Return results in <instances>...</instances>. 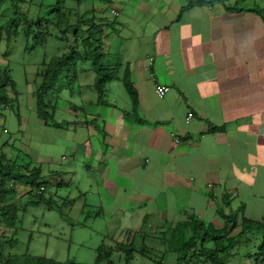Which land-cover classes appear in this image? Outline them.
I'll return each instance as SVG.
<instances>
[{
  "label": "crops",
  "instance_id": "obj_1",
  "mask_svg": "<svg viewBox=\"0 0 264 264\" xmlns=\"http://www.w3.org/2000/svg\"><path fill=\"white\" fill-rule=\"evenodd\" d=\"M192 1L117 0L113 13L126 17L116 19L118 44L108 43L122 63L115 79L121 95L106 85L101 102L96 78L80 81L76 94L66 96V126L51 125L66 129V167L40 150L33 158L46 184L39 190L18 186L22 194L44 195L47 175L66 172L74 180L81 166L89 179L86 194L74 181L86 197L82 213L142 223L126 234H132L134 253L145 256L159 244L176 252L173 231L192 217L224 228L222 207L239 213L230 237L243 231L244 217L264 226V0ZM126 68L137 101L123 81ZM157 84L170 87L165 97ZM35 114L43 128L51 127ZM68 198L67 206L74 202ZM239 237L235 252L244 253L243 261L264 264L253 255L264 229ZM248 238L252 243L241 251ZM233 258L228 264L242 263Z\"/></svg>",
  "mask_w": 264,
  "mask_h": 264
},
{
  "label": "trees",
  "instance_id": "obj_2",
  "mask_svg": "<svg viewBox=\"0 0 264 264\" xmlns=\"http://www.w3.org/2000/svg\"><path fill=\"white\" fill-rule=\"evenodd\" d=\"M99 1L105 4L113 2ZM200 1L205 2V0ZM82 3L84 0H0V41L4 40L8 47L21 35L33 36L38 39L39 44L46 43L50 36H56L62 42H66V48L61 54L45 59L41 63L38 73L41 82L34 91L35 110L38 116L50 125L66 126L64 120L57 119L59 102L68 85L73 95L76 94L74 86L81 85L79 80L81 71L95 73L94 86L101 102L106 101V85L121 76L122 63L118 54L112 52L107 44L110 29L116 28L117 21L105 15L97 17L98 11L104 14L107 5L104 9H101L104 5H100L102 11L98 10V6H93L91 15H88L87 11L81 10ZM37 5L40 9L33 12V6ZM55 30L60 31L61 34L56 33ZM9 54L7 50L4 56L8 58ZM65 77L68 79L67 82ZM123 81L133 100L137 101V93L132 85L128 68L123 74ZM19 95L20 91L10 64L0 66V118H4L7 109L17 107L16 105L20 103ZM72 105L75 109L80 107L78 104ZM17 115L21 117L18 112ZM0 128H2L1 123ZM5 146L2 145L0 152V202L3 203L12 198L10 194L17 193L19 185L31 186L34 190H39L42 184H46L41 181L42 165L34 160L33 155L29 154L22 159L25 162H19L9 158V154L4 151ZM9 182L12 184L10 185ZM42 197L40 195L33 204L43 202L45 198ZM4 210L7 217L5 225L15 227L20 222L17 208L6 205ZM220 212L226 220V226L222 229L213 224H206L197 217H192L191 221L181 222L176 226L170 240L171 249L179 255L178 264H228L231 256L238 255L235 251L239 250L237 249L241 238L239 235L245 232L260 234L264 229L261 222L244 217L243 231L238 237H230L231 230L238 226L239 213L233 210L226 213L223 207ZM0 230L3 231L2 227ZM16 242L17 239L14 237L8 239L5 234L0 235V264H73L72 261L61 262L41 256L15 255L9 252L6 246L15 245ZM135 250L133 239L117 242L114 246H100L96 264H116L114 257L119 251L124 252L127 260L131 261ZM253 255L258 259L264 257V243Z\"/></svg>",
  "mask_w": 264,
  "mask_h": 264
},
{
  "label": "rangeland",
  "instance_id": "obj_3",
  "mask_svg": "<svg viewBox=\"0 0 264 264\" xmlns=\"http://www.w3.org/2000/svg\"><path fill=\"white\" fill-rule=\"evenodd\" d=\"M112 1L105 4L100 3L99 0H84V3L81 4V10L87 11L88 15H91L93 6H98V10H101L107 5L104 14L100 11L97 12L98 18L105 15L112 20H123L126 16L120 15L118 17L115 12V14L113 13L112 10L118 2L117 0ZM100 5L104 6L100 9ZM39 9L38 5L33 6V12ZM55 32L61 34L58 30H55ZM70 37L73 39V35ZM108 37L110 45L114 41L118 44V41H116L119 39L117 29H110ZM37 41L38 39L33 36L26 37L24 35L15 39L10 47L6 45L4 40L0 41V66L10 64L20 91V103L16 105L15 109H7L4 118H0L2 124V128H0V152L2 145H6L4 151L9 154L10 159L25 162L22 161L23 158L28 157L29 154H37L42 150L43 153H52L61 159V163L66 167V162H68L66 161V154H68L66 153L68 152L66 151V129L51 125L49 128H43L39 124L36 120V98L34 96V91L41 82L38 75L41 63L45 59L61 54L66 48V42H62L56 36H50L44 44H39ZM109 43H107L108 46ZM7 50L10 53L8 58L4 56ZM79 74V80L82 82L96 78L95 73L92 71L83 70ZM65 81H68L66 77ZM75 86V91H78L80 87ZM118 86L119 82L117 80L107 84V87H111L110 91H113L112 95H121L116 88ZM70 93L72 91L68 85L59 102L58 120L66 118V96L68 94L70 96ZM17 112L21 114L20 118ZM80 135L79 132L77 138ZM63 156H65L64 159ZM83 171L80 166L76 171L78 176L74 180H70V176H67L66 172L58 173L56 178L54 174L47 175L48 189L42 195L45 200L39 204H31L30 201L39 198L40 195H36V192L22 194L21 188L18 189V186L17 193L10 194L12 198L8 202H0V227L3 230H0V235L5 234L8 239L13 237L17 239L15 245L6 246L9 252L15 255L26 254L52 258L61 262L72 261L73 264H95L98 257V247L109 245L112 239L128 241L132 234H126V228L128 226L138 228L142 223L138 225V222L135 221L121 223V218L118 217L114 218V221H106L101 218L97 220L95 218L89 219L86 214L82 213L83 201L86 200L84 194H86V186L89 184V179ZM56 179L64 185L60 184L58 186ZM76 179L81 183L80 186L84 189V194L76 189L74 183ZM9 184L12 183L9 182ZM66 197L73 198L72 205L67 206ZM90 197L95 198L96 196L92 194ZM90 197L88 199H91ZM6 205L16 207L18 210L20 222L15 227L5 225L7 224L6 210H4ZM86 211L89 213L88 209ZM139 236L135 239L137 246L143 243L142 238ZM159 241H161L160 238ZM251 243L248 238L247 242L241 247V251L246 249L244 245H250ZM159 245L154 249H146V254L151 257L136 252L133 255V260L128 262L126 254L118 253L114 257L115 262L116 264H176L177 253L167 251L163 244ZM237 248H240V246ZM243 254L234 256L235 258L231 262L240 263L241 261L240 264H246L243 261Z\"/></svg>",
  "mask_w": 264,
  "mask_h": 264
},
{
  "label": "built area",
  "instance_id": "obj_4",
  "mask_svg": "<svg viewBox=\"0 0 264 264\" xmlns=\"http://www.w3.org/2000/svg\"><path fill=\"white\" fill-rule=\"evenodd\" d=\"M169 90H170V87L167 85L157 84V86H156V92L161 97H165L166 94L169 92ZM193 117H194V113L190 112L188 117H187L188 122H190Z\"/></svg>",
  "mask_w": 264,
  "mask_h": 264
}]
</instances>
